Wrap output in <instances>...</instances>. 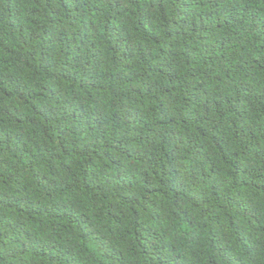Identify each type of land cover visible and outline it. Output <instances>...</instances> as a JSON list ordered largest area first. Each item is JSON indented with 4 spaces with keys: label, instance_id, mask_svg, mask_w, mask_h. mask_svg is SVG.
I'll list each match as a JSON object with an SVG mask.
<instances>
[{
    "label": "trees",
    "instance_id": "obj_1",
    "mask_svg": "<svg viewBox=\"0 0 264 264\" xmlns=\"http://www.w3.org/2000/svg\"><path fill=\"white\" fill-rule=\"evenodd\" d=\"M0 264H264V0H0Z\"/></svg>",
    "mask_w": 264,
    "mask_h": 264
}]
</instances>
